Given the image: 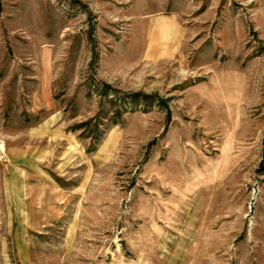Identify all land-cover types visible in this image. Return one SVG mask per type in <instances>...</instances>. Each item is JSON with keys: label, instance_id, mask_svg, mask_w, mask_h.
Returning <instances> with one entry per match:
<instances>
[{"label": "rangeland", "instance_id": "rangeland-1", "mask_svg": "<svg viewBox=\"0 0 264 264\" xmlns=\"http://www.w3.org/2000/svg\"><path fill=\"white\" fill-rule=\"evenodd\" d=\"M0 42L51 67L0 108V264H264V0H0Z\"/></svg>", "mask_w": 264, "mask_h": 264}, {"label": "crops", "instance_id": "crops-1", "mask_svg": "<svg viewBox=\"0 0 264 264\" xmlns=\"http://www.w3.org/2000/svg\"><path fill=\"white\" fill-rule=\"evenodd\" d=\"M41 60V63L39 62ZM48 58L40 55L30 57L27 64L22 66L15 59H11L5 50L3 43L0 42V108L8 107L11 103V92H15L16 100L19 101L20 91H29L30 98H34V90H44V78L51 73Z\"/></svg>", "mask_w": 264, "mask_h": 264}]
</instances>
